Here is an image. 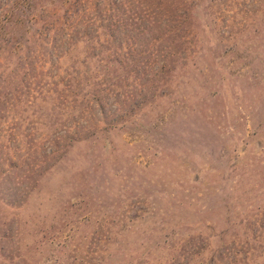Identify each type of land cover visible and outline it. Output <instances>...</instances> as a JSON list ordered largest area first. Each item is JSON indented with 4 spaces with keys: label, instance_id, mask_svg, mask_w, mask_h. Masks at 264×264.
I'll return each mask as SVG.
<instances>
[{
    "label": "rangeland",
    "instance_id": "374dc122",
    "mask_svg": "<svg viewBox=\"0 0 264 264\" xmlns=\"http://www.w3.org/2000/svg\"><path fill=\"white\" fill-rule=\"evenodd\" d=\"M14 1L0 0L1 170L8 168L7 160L23 155L29 139L45 141L60 117L54 110L63 113L57 101L64 103L65 88L51 81L68 79L71 66L74 77L97 74L110 51H101V45L108 46L101 34L90 57L75 46L58 65L52 63L50 37L64 35L57 51L68 50V30L60 34L51 23L31 44L39 31L31 22L54 7L62 9L65 0ZM197 1L189 51L147 96L148 104L124 119L119 111L138 98L126 90L107 91L101 115L91 94L90 114L80 124L93 135L72 145L25 198L0 200V234L4 224L16 220L20 251H30L32 264H53L56 253H75V258L82 251H108L113 263L122 258L158 264L178 241L180 251L203 240L211 241L207 251H217L229 221L240 223L247 209L264 205V0ZM100 7L90 10L97 14ZM103 15L111 24L116 19L111 12ZM152 29L147 26L146 37ZM136 33L121 27L114 38L124 43V35ZM27 44L35 52L31 67L43 54L45 77L31 80L30 70L22 73L26 61L19 63L18 57ZM160 59L153 60L154 67ZM42 144L48 152L50 142Z\"/></svg>",
    "mask_w": 264,
    "mask_h": 264
},
{
    "label": "trees",
    "instance_id": "16d2710c",
    "mask_svg": "<svg viewBox=\"0 0 264 264\" xmlns=\"http://www.w3.org/2000/svg\"><path fill=\"white\" fill-rule=\"evenodd\" d=\"M20 1L15 0L14 4L17 5ZM197 3V0H65V6L62 9L54 7L52 9L54 13L51 11L47 15L34 17L31 23L39 31L34 32L36 35H31V44H36L37 40L42 39L40 31L43 32L51 23L57 25L60 34L65 30L70 31H67L70 43L68 50L62 48L61 51H57L58 42L64 39V35L58 39V33L50 37L53 41L55 40L52 47L54 53L48 56L52 57V63L56 65L62 61V58H66L72 49L77 50L75 46H79L77 48H80L86 57H90L95 44L102 42L101 34L104 36L105 43L108 44L105 47L101 45V51H110L108 57L100 61L103 66L100 67L97 74L95 73L96 75L74 77L75 72L71 66L69 77L62 79L63 83L59 80L53 84L51 81L50 85L65 88L64 103L55 99L64 106L63 118L61 108H56L54 111L58 112L60 117L55 126L49 128L51 131L47 139L45 141L29 139L30 143L24 147L25 152L22 156L12 157V160L5 162L8 168L0 169L1 201L9 198L16 203L23 196L25 198V192L34 189L38 179L64 157L72 145L85 141L93 135V131L91 132L87 126L83 127L80 124L83 116L90 114L88 112L90 100L87 98L91 97V94L96 98L94 102L100 108L101 115H104L103 110L105 109L102 105V98H105L104 94L107 91L126 90L133 92L130 95H136L138 98L130 103L126 111H119L124 119L148 104L147 96L159 90L160 86L165 83L162 81L173 71L175 63L186 56L189 51V46L192 43L190 38H194L191 36L195 30L193 14ZM98 5L103 6L100 7V13L96 14L90 10L93 8L97 12ZM84 7H88V9L83 10L86 9ZM121 8L125 9L121 10ZM140 10L142 14L139 13ZM104 11L111 12V17L116 18L112 24L110 18L103 19ZM49 15L52 17H48ZM147 26L155 28L150 30L148 37H146ZM121 27H128L132 31L136 30V37L132 35L130 38L124 35L123 38H126L124 43L121 41L122 38L115 39V30ZM75 32L77 35L81 34L80 38H76ZM137 38H141L139 45L136 43ZM196 38L195 35V41ZM1 50H4V47H1ZM38 53L42 54V51H38ZM34 54L35 52H32L27 44L25 51L18 57L19 63H22L23 60L26 61L21 71L25 73L30 70L31 80L45 77L42 73L45 74L49 71L44 66L43 54L42 56L38 55L35 67H31L30 56ZM159 56H161V65L154 67L156 61L153 60ZM78 64L84 63L78 62ZM17 68L18 66H16ZM36 72L39 73L34 75ZM93 82L94 84H92ZM86 91L90 93L82 96L81 93ZM60 96L62 97V95ZM80 98H82L81 101ZM70 99L73 100V103H71V111H68L66 103ZM45 101L49 100L45 99ZM80 103H82L81 108L84 109H79ZM77 116L82 117L77 118ZM258 127L261 129V126ZM258 132L260 131L258 130ZM46 141L50 142L48 152L45 151L42 144ZM20 173L24 179L20 178ZM240 181L241 177H238L233 183L231 195L236 193L234 191L239 187ZM3 187L9 194L4 193ZM228 200L226 196L220 201L227 203ZM12 202L9 201L7 204L15 207V203ZM247 210V213H244H249L248 216H244V220L240 223L228 222L230 227L223 230L217 251H207L211 246V241L207 240L201 241L200 246L195 245L189 251H180L181 246L178 241L169 249L166 258L159 261L158 264H264V205H253ZM244 213H240V215L243 216ZM229 216L228 214L227 217ZM17 227L16 220L14 223L4 224V230L0 234V264H32L35 261H33L34 257L30 251H20L21 241L18 236L20 232ZM74 254L56 253L53 264H70L73 260L77 264L130 263L122 258L113 263L115 260L113 254L108 251H82L79 257L75 256V258Z\"/></svg>",
    "mask_w": 264,
    "mask_h": 264
}]
</instances>
